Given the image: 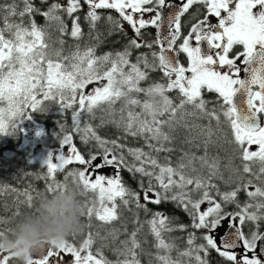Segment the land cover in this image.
<instances>
[{
	"label": "snow or ice",
	"instance_id": "1",
	"mask_svg": "<svg viewBox=\"0 0 264 264\" xmlns=\"http://www.w3.org/2000/svg\"><path fill=\"white\" fill-rule=\"evenodd\" d=\"M19 3L23 8L17 0L0 4L3 14L0 17L3 23L0 27V103L6 104V107H0V134L13 130L22 118L31 119L28 109L44 111L46 101L58 103L61 112L78 104L72 113L75 132L81 134L80 139L85 144L94 140L102 149L103 162L94 164L97 155L86 159L73 143V136L61 124L62 151L55 155L50 153L43 161L47 169L44 176L50 180L48 192L66 187L67 183L56 181V174L75 162L85 168L69 171L64 177L65 182L71 177L73 183L83 188V193L92 192L96 196L90 206L88 203L82 206V215L86 214L90 220L95 216L99 221L111 223L119 218L121 205L129 211H132L130 206L135 205L134 223L140 226L120 241L121 247L116 251L123 259L117 260L116 264H140L138 250L142 249L137 237L143 225L139 222L138 212L143 210L147 214L150 211L148 203L159 205L168 200L183 208L191 218L194 230H204L200 237L204 243L200 244L195 243V232H189L187 248L179 253L181 257H193L195 264H209V251L215 250L227 264H264L261 258L264 255V231H260V222L264 221V0H180L179 6L174 0H66V5L53 2L42 13L32 0H19ZM196 4L204 5L206 14L203 19L191 23L189 31L183 35L182 17ZM84 5L88 8L84 20L89 24L90 34L102 18L99 10H115L121 18L106 17L111 26L109 34L123 32L121 20L127 22L134 36L123 51L96 56L95 45L86 46L83 51L77 45L74 52L64 56L60 49L53 48L48 28L54 25L61 34L68 31L61 13L72 20L70 36L76 40L82 37L77 13ZM257 8L259 10L254 11ZM37 13L45 17V25H38L33 19ZM209 16L216 17L218 23H210ZM25 17H28L27 23ZM148 26L157 29L151 42L145 39L142 31ZM99 36L97 33V41ZM55 42L61 46L65 43L63 39ZM177 44L178 48L175 47ZM157 45L158 51L151 53L152 62L144 54L137 56L135 63L130 62L131 49H152ZM237 45L243 50L230 56ZM179 53L186 54V66L179 61ZM237 60L241 63L237 64ZM157 69L163 74L161 80L166 82L141 87V82L149 78V71ZM93 81L106 83L85 94V85ZM205 89L218 94L212 108L202 96ZM173 90L178 92V103L169 96ZM141 93L143 100L139 98ZM117 101L122 102L119 119L111 122L133 137H143L148 149L128 148L129 155L134 158L131 164L125 161L124 155L115 154L123 151V144L102 139L88 123L81 127L82 115H94L96 109L104 110L108 117H115L113 105ZM136 108L140 110L136 111ZM221 115L231 133V138L224 133L223 140L232 146L234 156L241 160L240 167L230 166L231 174L225 181L235 182L236 187L223 193L212 183L214 178L224 179L219 158H210L208 154L209 145L217 143L212 140V121L216 122V131H220ZM199 119H207L208 125L193 123ZM101 122H105L104 117ZM181 127L200 130L205 137V154L197 157L194 153L184 152L175 165L165 155L161 162L160 153L174 151L168 145L174 142V133ZM252 146L255 150H251ZM65 147L67 153L63 151ZM197 162L199 169L195 166ZM113 165L117 169L123 165L129 171L147 177V184L141 181L139 190L134 191L121 181L119 171L113 176L96 174L99 169ZM254 180L259 186L254 185ZM249 185L255 190L248 191ZM241 189L246 191L252 203L240 205L237 195ZM213 190L220 197L219 201L213 197ZM8 191L15 192L16 189L9 188ZM20 194L31 206L33 196L30 192L25 190ZM205 201L208 207L201 210ZM230 203H235L238 210L225 211V206ZM225 220L227 227L217 240L214 233L224 227ZM248 222L255 225V230L246 233L244 225ZM147 224L155 239L154 246L165 252L156 256L159 264H180L179 260L173 261L167 255L176 245L171 239L166 240L165 234L183 231L188 225L177 223L175 217L160 211L153 212ZM117 233L118 230L113 229V238ZM94 238L89 233L79 247L68 239L59 245L45 247L39 258H30L27 264H112L100 249L91 250ZM238 248L243 252H237ZM66 254L71 255V261H65ZM12 260L10 254L0 250V264H11Z\"/></svg>",
	"mask_w": 264,
	"mask_h": 264
},
{
	"label": "trees",
	"instance_id": "2",
	"mask_svg": "<svg viewBox=\"0 0 264 264\" xmlns=\"http://www.w3.org/2000/svg\"><path fill=\"white\" fill-rule=\"evenodd\" d=\"M12 0H0V4L11 3ZM19 7L23 8V4L19 3ZM34 6L41 10V13L47 11L48 7L53 2H59L62 5H66V0H32ZM87 5H84L83 8L77 13L80 17L79 23L81 25V31L83 33L82 37L79 40H76L70 36L71 23L72 20L66 14L61 13L62 18L65 20V23L68 26V31L61 34L58 32L53 25L48 28L52 30L50 34L53 37L54 41L58 39H63L65 41L64 45L61 46L58 42L56 46L61 50H76V46L79 45L80 50L85 49L86 46L95 45V55L102 56L105 53L121 51L128 44L130 37L125 31H112L109 34L110 25L106 21L108 15L113 16L116 19H121L119 14L112 9H103L99 10L101 14V20L97 24L96 30H93L90 34L89 24L84 20V16L87 13ZM0 13V17H2ZM17 21L18 17L15 18ZM25 22L27 23L28 17H25ZM38 25H45L47 23L45 17L37 13L33 17ZM2 19H0V23ZM97 33L100 34L99 41L95 39ZM148 40H151L149 37ZM131 54L134 55H148L147 50L141 47L139 49H131ZM133 51V52H132ZM130 62L135 63L136 61L130 59ZM149 60V59H148ZM153 60V59H152ZM150 60V62H152ZM162 76L160 74H150L149 78L141 82V87H148L149 84L153 82H164L161 80ZM169 96L174 99V102L178 103V94L176 90H173L169 93ZM202 96L205 100L209 101L208 107L212 108L215 106L217 97L213 92H209L206 89L202 91ZM141 100L144 99L143 93L139 94ZM122 103V102H121ZM46 109L44 111H34L30 115L32 119L42 126V130L38 137V140L42 141L44 146L53 148L54 144H57V139L59 140L60 136V125H64V129L67 133L73 136V143L76 145L78 151L81 152L85 158H90L91 155H97L98 158H102V149H100L94 140L89 141L85 144L80 139V133L75 132L72 122V113L79 106L78 104L74 105L73 108L65 109L61 112L59 105H55L52 108L47 107V102H45ZM107 106L105 105L104 108ZM120 103L117 101L115 104V117H108L104 110L96 109L93 114H83L81 117V127L83 128L85 123H88L93 126L96 134L105 140H116L118 144H123L125 147L123 151H117L116 155H124L125 161L128 164L133 163L134 158L129 155L128 148H143L144 151H148L147 146L145 145L143 137H133L124 132L123 128H118L116 124L112 123V119H119V109ZM136 111H139L136 108ZM126 115V113H125ZM101 117H104V121L101 122ZM193 123L200 125H208L209 121L207 119H199L193 121ZM212 127L214 135L212 140L217 141L216 144H210L208 148L209 157H218L219 158V168L224 179L214 178L212 183H214L221 193L226 192L229 188H235L236 183H225L228 180L229 175L231 174V167H240L241 160L238 156H234L232 152V146L226 143L223 140V133H230V130L227 126V123L224 121V117L221 115V130L216 131V122L212 121ZM175 140L172 144H169V147H173L174 151L172 153H160V160L163 162V157L168 155L171 159L173 165L179 160V158L184 154V152L194 153L197 157L203 156L205 154V149L203 141L204 136L200 134L198 128H193L191 131L188 128L181 127L177 129L174 133ZM19 134L18 131H14L12 137L9 132L5 135L0 134V230L9 229L12 226L13 218L16 217L21 212L30 211L33 204L35 203L37 197L41 193H49L47 190V185L50 183V180L46 179L44 174L47 169L44 167L43 163H38L37 161H30L25 154V150L19 146ZM60 141V140H59ZM191 141V142H189ZM110 146V145H109ZM62 148V147H61ZM67 149V147H65ZM112 155V153H110ZM155 155V153H153ZM114 166V165H113ZM198 169L200 167L199 162L195 165ZM231 166V167H230ZM84 165L78 163H72L66 165L65 168L59 171L56 174V181L59 183H73L72 178L68 177V180L65 182L64 177L69 171L73 169H84ZM119 171L121 181L125 184L126 187L131 190L138 191L141 181L146 185L147 177H141L139 173L129 171L127 167L121 165L119 169L115 166L114 171H110L107 174L115 175ZM207 174V169L204 170ZM191 187V186H190ZM9 188L16 189L15 192L8 191ZM25 190H28L33 196V201L31 206L26 202V197L21 195ZM213 197L219 201L220 197L216 195L215 190L212 191ZM82 201V206L85 203H88L89 206L91 202L96 199V196L92 192L83 193L80 197ZM237 200L241 206L247 202L246 195L244 190L241 189L238 192ZM141 203L143 199L141 197ZM132 211H129L128 208H125L123 205L120 206V216L116 221L111 223H105L99 221L95 216L89 219L85 214L82 215L81 219L85 225L83 231L79 234L69 237L68 240L75 245H79V241H82L88 236L89 233L94 235V243L92 251L95 252L96 249L102 250L106 255L115 256L117 255V248H120V241L128 238V234L131 233L136 227H139V224L134 223L136 217L133 215V212L136 211L135 205L130 206ZM147 207L150 211L146 214L143 210H139L138 218L140 224L143 225L142 230L138 233V240L141 242V250H138L139 260L144 264H151L155 259L158 253L157 248L155 250V239L149 231V226L147 221L152 218V213L160 211L165 213L170 217H175L177 223H183L188 225V227L181 231L176 230L171 233L165 234V239H171L174 241L176 247H174L167 255L171 257L173 261L179 260L180 262H191L194 258L192 257H181L180 252H183L187 248V239L189 232H195L197 236L196 244L204 243L200 237H202L204 230H194L191 227V218L183 210L182 207H178L175 202L168 200L164 201L159 205L148 203ZM235 203H230L225 206V211L234 212L237 211ZM113 229H117L118 233L113 238L111 234ZM255 229V225L251 222H248L244 225V231L247 233L250 230ZM264 230V221L260 222V231ZM99 235H96V234ZM78 239L77 241H73ZM160 255H164L165 252L161 250ZM203 255V253H201ZM209 264H227L223 258L219 257V254L215 250H210L208 255ZM154 264H158V261ZM186 264V263H185Z\"/></svg>",
	"mask_w": 264,
	"mask_h": 264
},
{
	"label": "clouds",
	"instance_id": "3",
	"mask_svg": "<svg viewBox=\"0 0 264 264\" xmlns=\"http://www.w3.org/2000/svg\"><path fill=\"white\" fill-rule=\"evenodd\" d=\"M83 188L67 183L63 190L41 193L30 211L13 218L12 226L0 233V250L16 264H27L45 247L59 245L83 231Z\"/></svg>",
	"mask_w": 264,
	"mask_h": 264
},
{
	"label": "rangeland",
	"instance_id": "4",
	"mask_svg": "<svg viewBox=\"0 0 264 264\" xmlns=\"http://www.w3.org/2000/svg\"><path fill=\"white\" fill-rule=\"evenodd\" d=\"M0 25H1V27H3V23L2 22L0 23ZM124 28L131 29V27L128 26V25H127V27L125 26ZM48 32L51 34L52 30L48 29ZM50 43H52L53 48L60 49L59 47L56 46V43H55L53 37H51ZM61 51H62V55L67 56V55H70L75 50H73V51L61 50ZM81 51H83V49H81ZM137 56H140V55L131 54L129 56V58L134 60V61H136ZM146 56L149 59V61L153 59L149 55H146ZM64 63L67 64L66 61ZM101 83H106V81H103V82L93 81L92 83H89V84L85 85V87L83 89L84 93L87 94L88 92H91L94 88L100 86ZM38 98L42 99V96L38 95ZM46 102H47V107L48 108H52L53 106L58 104V103H54V102H51V101H46ZM119 103H120V107H121V101H119ZM0 107H6V104L0 103ZM113 108L115 109V105H113ZM15 130L18 131V132H22L23 133L24 141L19 146L23 147V150H25V154L29 158L30 161H37L38 163H43V161L48 157V155L50 153L55 155L58 152L62 151V148H61V145H60V141H59V148H54L53 149L51 147L44 146L43 142L38 140V137H39L40 132L42 130V126L38 125V124H35V122L32 119V117H31V119L22 118L19 121V123L17 124V126L15 127ZM26 133L33 135V139H31V140L27 139V137L25 136ZM5 134H7V133H3V135H5ZM63 151L65 153H67V149L66 148H64ZM109 158H111V154H109ZM102 162H103V159L102 158H98V159H96V161H94V164H101ZM114 169H115V166H105V167L99 169V171L96 172V174H102V175H105V176H113L112 174L114 172L112 174H110V175L107 174V173H110V171H114ZM92 171H96V170L92 169ZM232 189H233V187L229 188L227 191H231ZM254 190H255V187H252V186L248 187V191H254ZM244 194L246 195V199H247L246 191H244ZM197 198H198V196H197ZM249 202H251V201L249 200ZM207 207H208V202L205 201L204 204L201 205V210H204ZM227 224H228V221L225 220L224 221V227L219 228L216 231V233H214V235L216 236L217 240H218L220 234L222 233V231L227 227ZM77 240L78 239H75L73 241L75 242ZM80 244H81V241H79V245H76V247H79ZM236 251L242 253L243 249L242 248H238V249H236ZM256 251L259 254V248H257ZM101 252H102V250H101ZM102 253L105 256V252H102ZM249 256H251V253H249ZM67 257L72 258L70 254H66L65 258H67ZM105 257H107L108 259H111L112 262H116L117 260H122V256H120L118 254L115 255V256L109 255V256H105ZM261 258L264 259L262 257V255H261ZM190 264H195V261L193 260L192 262H190Z\"/></svg>",
	"mask_w": 264,
	"mask_h": 264
},
{
	"label": "flooded vegetation",
	"instance_id": "5",
	"mask_svg": "<svg viewBox=\"0 0 264 264\" xmlns=\"http://www.w3.org/2000/svg\"><path fill=\"white\" fill-rule=\"evenodd\" d=\"M174 3L177 5V6H179L180 5V0H174ZM259 9L257 8V9H254V11H258ZM165 11L166 12H168V11H171V10H168V9H165ZM195 14V15H194ZM206 14V9H205V6L204 5H201V4H196V5H193L191 8H190V10H189V12L188 13H186L183 17H182V22L184 23V27L182 28V34L183 35H186L187 34V32L189 31V29H190V27H191V23H194V22H196V19H203V16ZM147 15H151V14H146V16ZM209 22L210 23H213V24H215V23H218V19L216 18V17H214V16H209ZM121 23L123 24V28L126 26L127 27V22H124V21H122L121 20ZM129 26V25H128ZM0 27H1V25H0ZM164 27H166V25L164 26ZM125 31L128 33V36L130 37V38H132L133 36H134V33H133V31H132V29H129V28H124V33H125ZM143 32H144V34H145V39L147 40V41H149V42H151L152 40H154L155 39V37H156V35H157V29L155 28V27H152V26H148V27H146L144 30H142ZM149 37H151V40H148L149 39ZM180 42H182V41H180ZM178 46H179V44H177L175 47L176 48H178ZM143 48H145V50H147V54L151 57V58H153L152 57V55H151V53L153 52V51H158V49H159V46L157 45V46H154L152 49H149V48H147V47H143ZM124 50V49H123ZM123 50H121V51H123ZM243 49H242V46H239V45H237V46H234V49H233V51H232V53H230V56H235L236 55V53H238V52H241ZM111 53H115V52H111ZM150 58V59H151ZM178 59H179V61L182 63V64H184L185 66L187 65V57H186V54H184V53H179L178 54ZM242 59V58H241ZM241 63V60H237V64H240ZM149 73L151 74H160L161 76L163 75L162 74V72L159 70V69H157V70H155V71H149ZM243 75H244V73L242 72L241 73V77H243ZM164 82H166V81H164ZM177 92V91H176ZM214 94H215V96L217 97L218 96V94L217 93H215V92H213ZM177 94H178V92H177ZM28 112L29 113H31L32 111H31V109H28ZM35 122V121H34ZM35 124H38L37 122H35ZM38 125H40V124H38ZM14 131H15V128L13 129V130H11L10 132H9V134H10V136L12 137V135H13V133H14ZM18 134H19V136H20V138H19V145L24 141V139H23V133L22 132H18ZM222 136L224 135V133L223 134H221ZM228 135H229V138H231V133H228ZM25 136L27 137V139H29V140H31V139H33V135H31V134H28V133H26L25 134ZM20 148H22L23 149V147H20ZM54 148H59V140L57 139V144H54L53 145V149ZM251 150H255V146H252V148H251ZM245 182H246V180H245ZM254 185L255 186H259V183L257 182V181H255L254 180ZM249 186H252V187H254L253 185H249ZM247 201L249 202V197L247 196ZM249 203H252V201L251 202H249ZM252 230H255V229H252ZM262 231H264V230H262ZM74 244V243H73ZM75 245V244H74ZM76 246V245H75ZM155 250H156V247H155ZM158 253H162V251L161 250H159V251H157ZM4 254H6V253H4ZM118 254V253H117ZM159 254V255H160ZM39 255H40V253H38V254H35L34 256H33V258L35 259V258H39ZM105 256H108V255H106L105 254ZM104 256V257H105ZM107 260H109V261H111L112 262V260L111 259H108L107 257H105ZM193 258V257H192ZM122 259H123V256H122ZM72 260V258H70V257H67V258H65V261H71ZM194 260V259H193ZM192 260V261H193ZM191 261V262H192ZM155 262H157V259H155L151 264H154ZM186 264H190V262H185ZM185 263H183V262H180V264H185ZM11 264H16V262L15 261H11ZM112 264H116V262H112ZM140 264H144V263H142V261L140 260ZM158 264H159V262H158Z\"/></svg>",
	"mask_w": 264,
	"mask_h": 264
},
{
	"label": "water",
	"instance_id": "6",
	"mask_svg": "<svg viewBox=\"0 0 264 264\" xmlns=\"http://www.w3.org/2000/svg\"><path fill=\"white\" fill-rule=\"evenodd\" d=\"M168 10H171V9H168ZM164 26H165V25H164ZM173 54L175 55V53H173ZM243 76H244V75H243ZM224 231H225V229L222 231V233L220 234V236L223 235ZM220 236H219V237H220ZM218 240H219V238H218ZM262 257L264 258V255H262Z\"/></svg>",
	"mask_w": 264,
	"mask_h": 264
}]
</instances>
